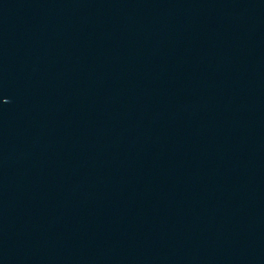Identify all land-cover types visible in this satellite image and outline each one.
<instances>
[{"label": "water", "instance_id": "1", "mask_svg": "<svg viewBox=\"0 0 264 264\" xmlns=\"http://www.w3.org/2000/svg\"><path fill=\"white\" fill-rule=\"evenodd\" d=\"M0 264H264V0H0Z\"/></svg>", "mask_w": 264, "mask_h": 264}]
</instances>
